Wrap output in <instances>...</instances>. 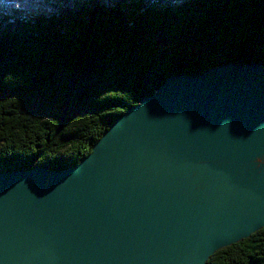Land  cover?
<instances>
[{
  "label": "water",
  "instance_id": "1",
  "mask_svg": "<svg viewBox=\"0 0 264 264\" xmlns=\"http://www.w3.org/2000/svg\"><path fill=\"white\" fill-rule=\"evenodd\" d=\"M264 228V68L168 78L78 166L0 173V264H207Z\"/></svg>",
  "mask_w": 264,
  "mask_h": 264
},
{
  "label": "trees",
  "instance_id": "2",
  "mask_svg": "<svg viewBox=\"0 0 264 264\" xmlns=\"http://www.w3.org/2000/svg\"><path fill=\"white\" fill-rule=\"evenodd\" d=\"M264 68V0H0V171H61L171 77ZM207 264H264V228Z\"/></svg>",
  "mask_w": 264,
  "mask_h": 264
},
{
  "label": "flooded vegetation",
  "instance_id": "3",
  "mask_svg": "<svg viewBox=\"0 0 264 264\" xmlns=\"http://www.w3.org/2000/svg\"><path fill=\"white\" fill-rule=\"evenodd\" d=\"M0 173H3V172L0 171Z\"/></svg>",
  "mask_w": 264,
  "mask_h": 264
}]
</instances>
